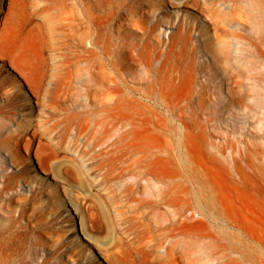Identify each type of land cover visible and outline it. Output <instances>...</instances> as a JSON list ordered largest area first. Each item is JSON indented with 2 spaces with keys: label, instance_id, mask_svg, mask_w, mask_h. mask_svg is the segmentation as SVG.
I'll use <instances>...</instances> for the list:
<instances>
[{
  "label": "rangeland",
  "instance_id": "obj_1",
  "mask_svg": "<svg viewBox=\"0 0 264 264\" xmlns=\"http://www.w3.org/2000/svg\"><path fill=\"white\" fill-rule=\"evenodd\" d=\"M13 45L0 264H264V0H0Z\"/></svg>",
  "mask_w": 264,
  "mask_h": 264
},
{
  "label": "bare ground",
  "instance_id": "obj_2",
  "mask_svg": "<svg viewBox=\"0 0 264 264\" xmlns=\"http://www.w3.org/2000/svg\"><path fill=\"white\" fill-rule=\"evenodd\" d=\"M55 1V3H61V2H63L64 0H54ZM46 20V23L47 24H50V20H51V17H48V18H46L45 19ZM15 49V45H13V48H10V50H9V52L10 53H1L0 52V58L1 59H9V61H10V63H11V66L12 67H15V68H17V69H19V70H21L22 68H21V66L16 62V60L18 61V58H19V55H16V54H12V52H13V50ZM16 62V63H15ZM1 122H2V118L0 117V127H1ZM179 145H180V142H177L176 143V150L178 151V150H180L179 149ZM178 153V152H177ZM220 154V153H219ZM178 155H179V157H181V158H183V156L180 154V153H178ZM211 154L209 153V151H206V150H202L201 151V156H204V157H206V156H210ZM210 161V160H209ZM223 168H224V171L226 172V167L224 166V163H223ZM227 173V172H226ZM81 219V218H80ZM80 222V221H79ZM80 227H81V234H82V236H83V238L88 242V243H90V244H92V245H95V243H96V239L90 234V232L88 231V228L85 226V225H83L81 222H80ZM224 233H223V229L220 227L219 228V235H220V245L222 246V244H223V238H224V235H223ZM221 249V251H220V257H222L223 256V251H222V247L220 248ZM222 260V259H221Z\"/></svg>",
  "mask_w": 264,
  "mask_h": 264
}]
</instances>
